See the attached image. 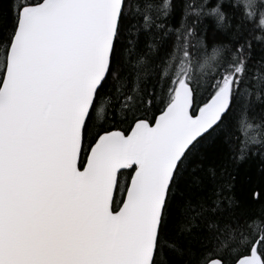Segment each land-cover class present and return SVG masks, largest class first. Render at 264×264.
<instances>
[{
	"label": "snow or ice",
	"instance_id": "6c2138e0",
	"mask_svg": "<svg viewBox=\"0 0 264 264\" xmlns=\"http://www.w3.org/2000/svg\"><path fill=\"white\" fill-rule=\"evenodd\" d=\"M0 264H264V0H0Z\"/></svg>",
	"mask_w": 264,
	"mask_h": 264
}]
</instances>
